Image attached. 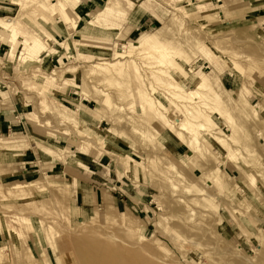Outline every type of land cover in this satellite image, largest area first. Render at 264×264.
I'll use <instances>...</instances> for the list:
<instances>
[{"label":"rangeland","instance_id":"obj_1","mask_svg":"<svg viewBox=\"0 0 264 264\" xmlns=\"http://www.w3.org/2000/svg\"><path fill=\"white\" fill-rule=\"evenodd\" d=\"M63 1L0 0V264H264L262 18Z\"/></svg>","mask_w":264,"mask_h":264},{"label":"bare ground","instance_id":"obj_2","mask_svg":"<svg viewBox=\"0 0 264 264\" xmlns=\"http://www.w3.org/2000/svg\"><path fill=\"white\" fill-rule=\"evenodd\" d=\"M26 1V0H25ZM28 1H30V0H27V2ZM14 3H16V4H18L19 6L20 5H22V4H20V2L18 1H14ZM43 6L46 8V10L47 11H45V13H47V14H50V15H58V17H60L61 18V21L63 22V23H65V25H67V28L68 29H71V30H73L74 28H75V26L78 24V22H79V17L77 16V15H73V12L71 11V7L65 2V1H63V0H55V2H50L49 0H43ZM34 4V3H33ZM117 0H107V6H106V8L104 9V10H110V9H112V8H115V6H119V4H117ZM40 6H42L41 4H39ZM122 7V6H121ZM130 6H127L126 8H129ZM94 18V17H93ZM93 20V19H92ZM92 20H90V21H87L86 22V24L87 25H89L91 22H92ZM9 20L8 19H6V18H2V19H0V31H3L5 34H7L8 32H11V28H12V25H11V23L10 22H8ZM16 35L14 36V38H12L11 39V43H12V45H14V46H18L19 44H20V41L19 40H16ZM24 46L25 47H30L32 50H36V52H41L42 51V49L44 48L43 47V45H39L38 43H36V41H34V42H30V41H24ZM15 48V47H14ZM14 48L12 49V50H14ZM13 53V51H11V53H9V55H11ZM175 68V67H174ZM103 73H105V75H104V78H103V80H107V81H111L112 79H113V74H112V72H111V70L108 68V67H105L103 70ZM159 72V71H158ZM163 72V71H162ZM172 77H173V75H172ZM181 77V76H180ZM199 78V77H198ZM173 79H175L174 77H173ZM102 80V81H103ZM206 81H205V79H203V78H199V79H197V82H196V85H200V83H202L203 84V86H204V90L206 89V90H210L209 89V84H207V83H205ZM172 88H171V87ZM168 88H170V90L169 91H176V90H179V89H181V90H183V88L180 86V85H172V84H170L169 83V85H168ZM195 89H198L197 88V86H196V88ZM168 91V92H169ZM183 92H185V91H183ZM173 94H174V96H176L177 97V99H180L181 100V98H182V96H184L182 93L181 94H176V93H174L173 92ZM182 95V96H181ZM184 97H186V96H184ZM179 101V100H178ZM155 108V110L153 111L156 115H160V119L162 120V122L166 125V126H168L170 129H171V126L169 125V123L164 119V117L162 116V114L161 113H159V107L157 106H155L154 107ZM214 109V108H213ZM196 109L194 108V110L192 109V111H189V115L192 117V119H193V121H200L199 119H201V118H203V116H205L203 113H199V111L198 110H196L197 112H198V114L196 113V115H195V111ZM193 111H195L194 112V114L192 113ZM215 111H216V109H215ZM198 119V120H197ZM202 120V119H201ZM174 123V122H173ZM172 123V124H173ZM195 124V123H194ZM181 126H183V127H185L184 125H181ZM180 126V127H181ZM198 126V125H197ZM183 129V128H182ZM181 129V130H182ZM185 130V129H184ZM183 132V131H182ZM189 132V131H188ZM184 133V132H183ZM59 160H61V161H64L65 159H60V158H58ZM134 246V245H133Z\"/></svg>","mask_w":264,"mask_h":264},{"label":"crops","instance_id":"obj_3","mask_svg":"<svg viewBox=\"0 0 264 264\" xmlns=\"http://www.w3.org/2000/svg\"><path fill=\"white\" fill-rule=\"evenodd\" d=\"M128 1H132V0H128ZM149 1L150 0H146V1L143 0V1L140 2V3L143 2V6H144V9H145L144 12L152 11L153 8H154V5L151 2H149ZM74 2L77 5L79 1L78 0H74ZM132 2L134 4L139 3V2H134V1H132ZM221 2L222 3H221V5L219 7L222 8V9L223 8L225 9L224 11H225V14H226L225 16L226 17H227V14H229V12H230V14H231L230 18H232V20L234 18H239V19L262 18V19L259 20V25L264 24V0H221ZM12 3L15 4V5H18L16 3H14V2H12ZM35 12H36V10H35ZM145 16H146V14L144 13L138 19L142 20V19H144ZM130 17L131 18H130L129 21H132L133 18H135V20L137 21V16L133 17L132 15H130ZM128 25H130V23ZM32 29L34 30V28H32ZM32 29H29V30L27 29L26 30L28 32L27 34H29V32H31ZM32 32H34V31H32ZM49 36L51 37V35H49ZM8 42H9V40H8ZM88 195L89 194H84V199L85 200L88 197Z\"/></svg>","mask_w":264,"mask_h":264}]
</instances>
